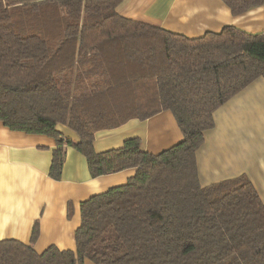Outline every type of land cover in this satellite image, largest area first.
Returning a JSON list of instances; mask_svg holds the SVG:
<instances>
[{
    "label": "trees",
    "instance_id": "16d2710c",
    "mask_svg": "<svg viewBox=\"0 0 264 264\" xmlns=\"http://www.w3.org/2000/svg\"><path fill=\"white\" fill-rule=\"evenodd\" d=\"M123 0H0V121L54 138L48 175L67 147L92 177L134 168L80 204L75 250L0 240V264H264V205L245 175L206 186L196 152L215 111L264 80V29L226 25L189 37L120 15ZM233 15L264 0H221ZM172 113L182 139L158 153L139 137L94 149L99 130ZM71 131L76 140L60 127Z\"/></svg>",
    "mask_w": 264,
    "mask_h": 264
},
{
    "label": "crops",
    "instance_id": "0c3cea01",
    "mask_svg": "<svg viewBox=\"0 0 264 264\" xmlns=\"http://www.w3.org/2000/svg\"><path fill=\"white\" fill-rule=\"evenodd\" d=\"M117 12L129 19L162 27L189 37L219 31L226 25L249 33L264 29V6L233 15L221 0H123ZM215 125L204 133L196 152L200 185L245 175L264 205V80L250 83L214 113ZM60 129L76 140L64 126ZM129 137H139L144 150L158 153L182 139L168 110L147 119L99 130L94 135L98 152L118 148ZM54 138L11 130L0 121V240L28 244L35 221L39 233L33 248L42 252L54 245L75 250L80 204L94 194L124 184L135 169L92 177L85 157L67 147L58 180L48 171ZM83 264H93L85 259Z\"/></svg>",
    "mask_w": 264,
    "mask_h": 264
}]
</instances>
